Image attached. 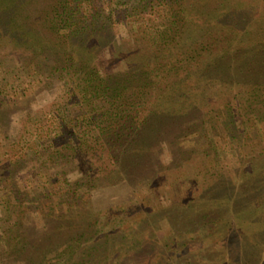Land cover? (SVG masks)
<instances>
[{"label":"trees","instance_id":"16d2710c","mask_svg":"<svg viewBox=\"0 0 264 264\" xmlns=\"http://www.w3.org/2000/svg\"><path fill=\"white\" fill-rule=\"evenodd\" d=\"M197 1L0 0L3 81L16 74L17 53L40 93L61 83L57 96L66 99L37 122L29 101L0 90V264H201L186 258L184 236L209 220L225 240L216 264H264V32L241 17L249 4L221 8L203 23ZM134 19L142 27L119 36L118 25ZM193 135L209 141L186 149ZM248 140L261 164L247 180L227 178L224 159L236 157L229 145L240 155ZM14 143L31 146L12 162L3 156ZM28 152L41 159L38 174L20 178ZM174 167L171 184L186 196L175 201L178 225L169 232L142 218L169 206L138 219L124 205L95 210L93 223L80 215L95 206L93 190L154 186L160 169Z\"/></svg>","mask_w":264,"mask_h":264},{"label":"rangeland","instance_id":"374dc122","mask_svg":"<svg viewBox=\"0 0 264 264\" xmlns=\"http://www.w3.org/2000/svg\"><path fill=\"white\" fill-rule=\"evenodd\" d=\"M240 5V4H249L248 6L249 10L245 14V16H241L242 18H245L247 20V23L253 24L254 26V32L260 31L264 32V0H200L197 1L196 4V10L198 14H204L205 17L201 19L203 23H206L208 20V16L215 17L218 11L222 8H231L234 5ZM159 14V13H158ZM156 15V21L159 22V15ZM143 21L140 20H130L128 22H124L123 24L118 25V35L124 38H129L132 35L135 34L136 30L139 29V27H142ZM206 27V25H205ZM208 28V27H206ZM245 26L242 25L240 27L241 30H245ZM256 30V31H255ZM257 33V32H256ZM113 52V47L109 48L107 51L106 55L107 57L110 56V54ZM107 62L111 64L113 61L107 59ZM10 64L16 67V74L13 73V75H9L6 79V81H3L5 75L2 73L0 70V90L7 95L11 100H14L17 103H24L26 101H29V105L31 106V110L35 112L38 117L36 120L37 122L39 120H48V118H52L55 113H56V108L58 105L63 104L66 99L64 96L60 95L57 96L58 94H61L62 92V87L60 84L61 83H56L54 91L51 93L49 91H45L43 93H40L38 89V83H37V78L35 79H29L27 77V69L23 66L22 61L18 58L17 53H11L10 56ZM85 82V81H84ZM84 82H81V87L84 86ZM16 83V84H15ZM21 85V89L17 84ZM73 108V111L77 112L79 110V107H77V104H72L71 105ZM79 130V128H77ZM3 130L0 129V154L2 152L1 145L4 143V136H3ZM262 133H260V138H262ZM186 140L183 141L182 146H184L186 149H198V147L204 146L208 143V138L207 137H201V138H195V136H190L185 138ZM62 140V139H61ZM251 141H244L243 144L245 147L243 150H239L238 152H241L240 155H238L237 152H234V148L229 145L228 150H232V152L235 154L236 157L232 159L231 154H229L228 157L224 159V163H227V168H226V175L227 178H232L243 181L247 180L249 178V175L246 174L249 170L252 168H255L258 164H261V160H264V157L261 158V160H254V156L256 155L257 152L260 151V148L257 147V145H252L250 143ZM29 143L28 146L26 147L29 148ZM238 146V145H237ZM25 147L21 145L20 143H14L10 144L8 146V153L3 156L5 157L8 161L15 162L17 161L20 157H23L25 154ZM233 148V149H232ZM236 151V150H235ZM41 152L43 154H48L45 149H41ZM31 155L30 159H34V161H31L27 156L24 158L26 159V162L21 164L19 167L20 169V178L28 177V175L32 174H38V167L41 162L40 157L37 155L28 152ZM196 157V159H195ZM195 157L193 161H191L188 164V167H186L185 173L187 176H190L194 172V167L196 166L197 161H199L198 157L199 155L195 154ZM37 158V159H36ZM29 159V160H28ZM2 162V157H0V163ZM229 164V165H228ZM209 166V165H208ZM42 167V166H41ZM37 168V170H36ZM163 169V170H162ZM158 172V175L156 176V182L153 184H149L148 182L142 183L137 186L136 192H138V197H137V203H134L131 205L130 200L135 198V191L130 188L128 184H125V187H120L117 188L112 187L109 185V187H106L105 189H98V190H93L92 192L95 194V208L92 206L82 211V209L79 211L81 212L80 215H83L84 217H95L92 221L97 218V215L94 214L92 215L95 210H103L106 212V210L112 206V208L119 209L116 206L119 205H124V207H130L132 210V216H135L136 219L141 218V216H147V211L149 209H152L153 211L160 209L161 207L169 206V209L167 211L161 212V213H154L152 217H142L146 218L149 220V224H152V226H157L156 228L154 227L153 230L157 231L160 228L165 229V231L169 232V229L174 228L178 223H175L174 221V214L177 213V207L178 204L175 202L179 199L184 198L186 196L185 189L183 188L182 184L180 183H172L173 178L171 177L172 173H176L178 175V172H180V168L174 167L173 171L169 170L167 168H162ZM47 174L46 171H44L45 175ZM71 179L75 180L76 178H79L81 175L76 173L75 175L71 174ZM175 180V179H174ZM187 180V179H186ZM189 180V179H188ZM223 180L226 179L224 178ZM222 180V181H223ZM108 183L104 179V183ZM107 184V186H108ZM166 184V185H165ZM111 186V187H110ZM182 190V191H181ZM3 196V193H0V205H1V198ZM90 196L87 197V200H90ZM91 202V200H90ZM131 205V206H130ZM85 208V207H84ZM74 214L76 215V209H73ZM118 214L115 217H120L121 211L117 212ZM173 215H172V214ZM179 213V212H178ZM113 216V215H112ZM131 216V215H130ZM127 218V217H126ZM129 218V217H128ZM125 219V218H123ZM213 220L208 221L207 226H197L195 229L192 228L191 232L185 235L184 238H186L187 243L189 244L188 249H186L187 255L186 258H194L191 260L192 262H197L201 264H216L218 256H220V252L216 251L217 248H219L220 245L225 244V240H221V236L219 235V227L215 225ZM204 222V221H203ZM218 225V224H217ZM159 228V229H158ZM143 231V230H142ZM148 229L145 228V234H148ZM179 232V233H178ZM185 231H181L179 228H177L178 235L184 234ZM153 238L156 239L155 234H152ZM154 252L157 251L158 247L156 243H154ZM198 248L202 249V252L199 251ZM156 249V250H155ZM157 253V252H156ZM185 258V260H186ZM215 262V263H214ZM178 263L181 264L180 261Z\"/></svg>","mask_w":264,"mask_h":264}]
</instances>
